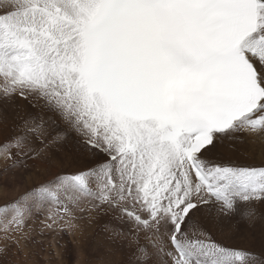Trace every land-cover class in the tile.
I'll return each instance as SVG.
<instances>
[{
  "label": "snow or ice",
  "instance_id": "obj_1",
  "mask_svg": "<svg viewBox=\"0 0 264 264\" xmlns=\"http://www.w3.org/2000/svg\"><path fill=\"white\" fill-rule=\"evenodd\" d=\"M255 137L264 0H0V264L77 211L101 264H264Z\"/></svg>",
  "mask_w": 264,
  "mask_h": 264
},
{
  "label": "rangeland",
  "instance_id": "obj_2",
  "mask_svg": "<svg viewBox=\"0 0 264 264\" xmlns=\"http://www.w3.org/2000/svg\"><path fill=\"white\" fill-rule=\"evenodd\" d=\"M23 179H26V177L17 176L16 183H20ZM75 216L76 219L73 223L75 222L74 224L77 225H75V229L72 228L73 231L64 227H59L60 229L57 227L46 229L37 220L35 225H33V239L29 242V248L34 257V264H82L83 260L89 258V254L92 257L93 264H101L105 257L106 250L103 245L106 243L105 236H107L103 231V225L108 217L87 211H77ZM82 222L83 226L81 228H85L83 230L79 229ZM86 229H90V232ZM74 236H77V238Z\"/></svg>",
  "mask_w": 264,
  "mask_h": 264
},
{
  "label": "bare ground",
  "instance_id": "obj_3",
  "mask_svg": "<svg viewBox=\"0 0 264 264\" xmlns=\"http://www.w3.org/2000/svg\"><path fill=\"white\" fill-rule=\"evenodd\" d=\"M255 139V143L254 144H250L249 145V147L250 148H252V149H254L255 151H256V153H257V155H259L260 154V152L261 151H264V138H261V137H255L254 138ZM80 215V214H79ZM83 220V219H82ZM75 223V222H74ZM78 223H80V222H78ZM84 224H86V223H84ZM102 224V223H101ZM35 225V224H34ZM74 225H77V224H74ZM79 225H81V224H79ZM83 226V222H82V225L79 227V229L81 228ZM100 226V225H99ZM42 227V226H41ZM76 227V226H75ZM41 229V228H40ZM60 229V228H59ZM75 229V228H74ZM82 230L83 229H85L84 227L83 228H81ZM70 230H72V229H70ZM70 230H69V232H70ZM87 230V229H86ZM73 231V230H72ZM77 231H78V229H77ZM88 232H90V229L89 230H87ZM41 232V231H40ZM82 232V231H81ZM85 232V231H84ZM98 232V231H97ZM36 233H37V231H36ZM54 233V232H53ZM70 233H72V232H70ZM104 233V232H103ZM75 235H77V234H75ZM102 236V235H101ZM100 236V237H101ZM74 237H76L77 238V236H74ZM104 237V236H103ZM106 237V236H105ZM73 239V238H72ZM100 239V238H99ZM101 240H103V239H101ZM65 244V243H64ZM100 244V243H99ZM98 247V246H97ZM100 247H102V246H100ZM39 249V248H38ZM57 252V251H56ZM40 253V252H39ZM60 254V253H59ZM80 254V253H79ZM81 255H82V253H81ZM84 256V255H83ZM54 258V257H53ZM61 258V257H60ZM92 258V257H91ZM60 260V259H59ZM63 264V263H62Z\"/></svg>",
  "mask_w": 264,
  "mask_h": 264
}]
</instances>
